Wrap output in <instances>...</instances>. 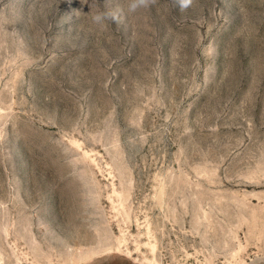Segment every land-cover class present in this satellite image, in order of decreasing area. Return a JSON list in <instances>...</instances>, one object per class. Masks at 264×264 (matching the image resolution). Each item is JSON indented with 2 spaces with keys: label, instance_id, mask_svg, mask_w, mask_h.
<instances>
[{
  "label": "rangeland",
  "instance_id": "1",
  "mask_svg": "<svg viewBox=\"0 0 264 264\" xmlns=\"http://www.w3.org/2000/svg\"><path fill=\"white\" fill-rule=\"evenodd\" d=\"M127 2L0 0V264H264V0Z\"/></svg>",
  "mask_w": 264,
  "mask_h": 264
},
{
  "label": "clouds",
  "instance_id": "2",
  "mask_svg": "<svg viewBox=\"0 0 264 264\" xmlns=\"http://www.w3.org/2000/svg\"><path fill=\"white\" fill-rule=\"evenodd\" d=\"M155 3V0H128L126 11L128 14L136 13L141 9H147ZM177 3L182 11L190 8L194 0H177ZM120 11L104 10L98 11L93 17V22L98 25H103L105 22L119 23Z\"/></svg>",
  "mask_w": 264,
  "mask_h": 264
}]
</instances>
